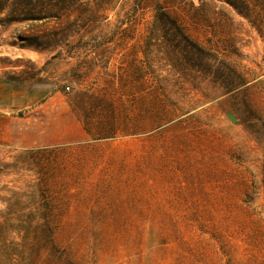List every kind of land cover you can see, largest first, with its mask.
<instances>
[{
  "label": "rangeland",
  "instance_id": "rangeland-1",
  "mask_svg": "<svg viewBox=\"0 0 264 264\" xmlns=\"http://www.w3.org/2000/svg\"><path fill=\"white\" fill-rule=\"evenodd\" d=\"M237 2L0 1V264H264V0Z\"/></svg>",
  "mask_w": 264,
  "mask_h": 264
},
{
  "label": "trees",
  "instance_id": "trees-1",
  "mask_svg": "<svg viewBox=\"0 0 264 264\" xmlns=\"http://www.w3.org/2000/svg\"><path fill=\"white\" fill-rule=\"evenodd\" d=\"M0 1H3V0H0ZM225 2L227 4H229L231 7H233L234 10L239 11L237 0H225ZM162 9H163V7L161 5H159L158 10H162ZM222 9L224 12H228V10L225 7H222ZM169 17L170 16L166 15V13H163V15L161 16L162 19H165V18L168 19ZM171 19L174 22L175 29H177V30H182V29L184 30L185 29V27L182 23V18L180 16L171 17ZM191 22H192V25L194 26L195 29L202 27L206 30L207 33L212 32L210 30V28L215 26V25L210 24V18L208 16H201L198 12L193 13V15L191 17ZM217 33H218L217 30H215L213 32V34H217ZM190 43L192 46H196V45L198 46L197 42L190 41ZM222 46H224V41H222L220 39L216 43H213L211 40H208L206 48L209 51H214L215 47H222Z\"/></svg>",
  "mask_w": 264,
  "mask_h": 264
},
{
  "label": "crops",
  "instance_id": "crops-1",
  "mask_svg": "<svg viewBox=\"0 0 264 264\" xmlns=\"http://www.w3.org/2000/svg\"><path fill=\"white\" fill-rule=\"evenodd\" d=\"M4 116L0 115V143H3L9 133V125L6 123Z\"/></svg>",
  "mask_w": 264,
  "mask_h": 264
},
{
  "label": "water",
  "instance_id": "water-1",
  "mask_svg": "<svg viewBox=\"0 0 264 264\" xmlns=\"http://www.w3.org/2000/svg\"><path fill=\"white\" fill-rule=\"evenodd\" d=\"M232 119V121H235V119L234 118H231Z\"/></svg>",
  "mask_w": 264,
  "mask_h": 264
},
{
  "label": "built area",
  "instance_id": "built-area-1",
  "mask_svg": "<svg viewBox=\"0 0 264 264\" xmlns=\"http://www.w3.org/2000/svg\"><path fill=\"white\" fill-rule=\"evenodd\" d=\"M67 90H69V88H67Z\"/></svg>",
  "mask_w": 264,
  "mask_h": 264
}]
</instances>
